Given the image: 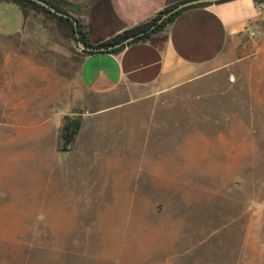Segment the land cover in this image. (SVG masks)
Segmentation results:
<instances>
[{
    "label": "rangeland",
    "instance_id": "374dc122",
    "mask_svg": "<svg viewBox=\"0 0 264 264\" xmlns=\"http://www.w3.org/2000/svg\"><path fill=\"white\" fill-rule=\"evenodd\" d=\"M52 1L83 23L69 4L112 0ZM31 6L0 36V264H264V56L93 121L53 175L66 154L31 142L22 92L46 76L67 91L80 47Z\"/></svg>",
    "mask_w": 264,
    "mask_h": 264
},
{
    "label": "crops",
    "instance_id": "0c3cea01",
    "mask_svg": "<svg viewBox=\"0 0 264 264\" xmlns=\"http://www.w3.org/2000/svg\"><path fill=\"white\" fill-rule=\"evenodd\" d=\"M179 1L112 0L111 4L69 5L84 10L80 17L88 40L97 44ZM67 12L78 18L71 9ZM25 23L26 8L13 0H0V36L20 34ZM73 56L78 59L67 91L46 76L30 92H22L21 120L30 122V140L40 149L52 146L61 152L64 116L80 115V127L64 151L66 159L48 166L53 175L57 168L62 175L65 171L69 174L67 155L88 151L84 142L88 138L94 144L95 136L89 132L100 127L93 121L119 115L125 106L142 98L198 87L220 74L230 75L251 58L264 56V1L205 2L180 11L150 39L130 43L117 52L86 54L80 48ZM38 69L43 73L48 68L40 64ZM22 131L26 133L28 126Z\"/></svg>",
    "mask_w": 264,
    "mask_h": 264
},
{
    "label": "trees",
    "instance_id": "16d2710c",
    "mask_svg": "<svg viewBox=\"0 0 264 264\" xmlns=\"http://www.w3.org/2000/svg\"><path fill=\"white\" fill-rule=\"evenodd\" d=\"M13 1H16L23 8H26L30 4V6L32 5L31 7H33V8L40 7L42 9H44L46 12H48L57 21V23L60 26H63V27L70 29V31L73 35V39H75V40L79 39L81 42H83L87 46L91 47V49H89V50H82L86 54L87 53H93V52H102L99 50H94L93 47L96 48L97 46H108L110 44H114V43L122 40L123 38H125L129 35H134L135 36L134 39H132L131 41H129L126 44H123L119 47L107 49L104 52H117L130 43L150 39L154 34H156L158 31L163 29L169 22H171L174 19V17L180 11H182L188 7H192V6H196V5H200V4L205 3V2H200V3L184 6L180 9H177L176 11H174L172 13L167 14V12L170 9H172L173 7H175L178 3L187 1V0H180L179 2L170 4V5L162 8V9H160L158 12L155 13V15L152 18H150L149 20H147L145 22H142V23H140V24H138L132 28L124 30L121 33H118V34H116V35H114V36H112L106 40H103L97 44H91L88 40V37H87V31L85 29V25L78 18L71 16L67 11L63 10L59 5L53 3L52 0H44V1L46 3H48L50 6L54 7L56 10L67 14L66 16L51 12L49 9L38 4L34 0H13ZM220 1H224V0H220ZM256 1L258 2V0H256ZM71 18H74L77 22L76 30L74 28V25H73ZM76 33L78 34V38H76V35H75ZM80 123H81L80 115H78L77 113H72L70 115L64 116V120L62 123V129H61V138H62L61 151L64 152L68 149L69 143L73 140L74 135L77 133L78 128L80 127Z\"/></svg>",
    "mask_w": 264,
    "mask_h": 264
},
{
    "label": "water",
    "instance_id": "95a60500",
    "mask_svg": "<svg viewBox=\"0 0 264 264\" xmlns=\"http://www.w3.org/2000/svg\"><path fill=\"white\" fill-rule=\"evenodd\" d=\"M34 1H36L40 5L44 6L45 8L49 9L51 12H54V13L60 14V15H64V16L67 15L65 13H62V12L56 10L54 7L50 6L48 3H46L43 0H34ZM209 1H217V0H187V1H184V2H181V3H178L175 7L170 9L167 12V14L172 13V12L176 11L177 9H180V8H182L184 6H188V5L196 4V3H200V2H209ZM71 20H72L74 28L76 30L77 22H76V20L74 18H71ZM75 35H76V38H78V34L76 33ZM134 37H135L134 35H129V36L123 38L122 40H120V41H118V42H116L114 44H110L108 46H97L96 48L93 47V49L94 50H99V51H105L107 49H111V48H114V47H119V46H121L123 44H126L127 42L131 41L132 39H134ZM76 43H77L78 47H80L82 50L91 49V47L87 46L86 44L81 42L79 39H76Z\"/></svg>",
    "mask_w": 264,
    "mask_h": 264
}]
</instances>
